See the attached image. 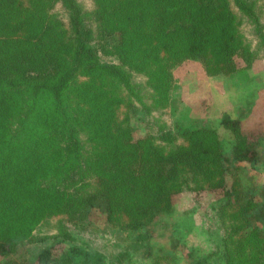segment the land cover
Masks as SVG:
<instances>
[{"label": "trees", "instance_id": "trees-1", "mask_svg": "<svg viewBox=\"0 0 264 264\" xmlns=\"http://www.w3.org/2000/svg\"><path fill=\"white\" fill-rule=\"evenodd\" d=\"M40 1L14 10L15 0H0V258L15 251L23 235L32 237L52 204L78 215L76 205L99 210L103 199L106 222L126 215L128 230L151 229L170 206L168 195L189 176L197 186L213 182L209 188L221 192L220 206L245 213L251 202L238 199L242 190L229 201L221 152L208 138L214 139L212 132L174 135L168 128L158 144L134 138L131 77L145 76L152 114L162 115L176 64L200 60L215 75L231 68L234 53L252 57L245 30L264 42V0H92L93 10L83 15L71 2L65 6L68 19L49 14L57 0L36 9ZM99 50L115 62L101 63ZM222 124L237 129L227 118ZM184 135L188 147L177 144ZM200 138L210 147L198 144ZM241 138L242 157L255 159L256 148ZM81 159L96 177L87 183L92 192L85 186L84 195L73 199L62 184L76 182ZM255 210L264 231V205ZM171 243L174 250L185 249L192 264L207 260L181 242ZM232 250L226 247L225 257ZM238 253L246 259L234 263L258 264L264 244ZM50 257L43 248L36 264Z\"/></svg>", "mask_w": 264, "mask_h": 264}, {"label": "rangeland", "instance_id": "rangeland-1", "mask_svg": "<svg viewBox=\"0 0 264 264\" xmlns=\"http://www.w3.org/2000/svg\"><path fill=\"white\" fill-rule=\"evenodd\" d=\"M55 2L49 14L54 12L59 18L68 19L65 6L70 7L71 2L79 7L82 15L93 10L92 0ZM49 3L50 0H41L35 8L44 6L46 9ZM13 5L14 10L19 5L24 9L30 7V0H15ZM250 32L245 30V36L252 43L250 47L254 52L248 54H253L252 57L234 53L231 68H225L227 71L210 75L200 60L187 59L176 64L171 69L172 85L162 115L152 114L150 88L145 83V76L134 74L131 79L135 108L129 113L132 114L130 122H133L134 138L155 139L156 144L158 140L166 139L159 135L168 128L173 129L174 135L188 134L200 128L212 132L214 139L208 138L213 140L216 152H221L218 162L224 171L226 186L231 189L229 201L234 202L242 190L238 199L247 198L251 202L245 213L241 214L238 206H220L217 200L221 192L209 188L213 182L197 186L192 176L168 195L170 206L160 213L158 223L155 221L151 229L142 231L128 230V215V218L117 216L106 222L107 203L103 199L99 210L84 212L76 205L73 209L78 215H69L68 209H53L52 204L46 217L36 224V230H32V237L22 233L15 251L0 258V264H36L37 255L43 248L51 251V262L47 264H192L184 256L187 251L183 248L174 250L171 242H181L195 254L205 256L207 260L202 259L201 264H236V260L246 259L238 252H251L254 246L261 249L264 231L260 229L261 222L256 220L255 208L264 205V42L258 40L259 36L251 37ZM97 59L101 63L115 62L113 57L100 50ZM139 88L144 90L140 95L137 94ZM142 104H148L149 110L145 111ZM225 118L235 123L237 129L222 124ZM241 136L245 144L256 148L255 159L247 161L242 157ZM205 138H200L198 144L210 147ZM177 144L190 145L185 135ZM82 160L76 168V182L67 180L62 184L73 199L84 195L85 186L88 193L93 190L87 183L92 185L96 176L91 177ZM226 247L233 249L231 257H225ZM258 264H264V259Z\"/></svg>", "mask_w": 264, "mask_h": 264}]
</instances>
